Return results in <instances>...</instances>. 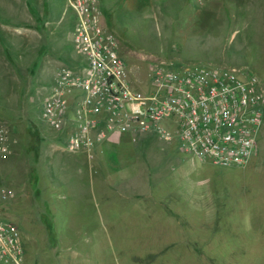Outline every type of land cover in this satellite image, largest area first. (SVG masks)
I'll return each instance as SVG.
<instances>
[{
	"label": "rangeland",
	"instance_id": "obj_1",
	"mask_svg": "<svg viewBox=\"0 0 264 264\" xmlns=\"http://www.w3.org/2000/svg\"><path fill=\"white\" fill-rule=\"evenodd\" d=\"M119 7L110 12L104 5L102 15L132 52L130 59L148 60L132 73L136 86H149L153 64L160 62L174 70L234 67L256 74L264 86V6L253 0H209L201 10L197 0L156 1L146 13ZM7 8L0 5L1 12ZM180 14H199L195 26L178 20ZM74 54L81 56L76 49ZM31 97L3 102L17 108L11 113L21 121L5 117L14 127L26 121L50 131L44 94ZM68 136L64 129L56 135ZM137 136V142L116 138L120 144L109 160L113 167L120 161V172L104 166L107 171L93 176L92 187H100L95 206L87 212L69 207L64 218L45 211L44 182L33 188L26 154L10 146L9 157L0 161V188L15 194L3 200L0 192V219L19 227L22 264H264V126L246 167L202 161L187 155L179 141L168 143L155 133ZM108 157L92 153L101 166Z\"/></svg>",
	"mask_w": 264,
	"mask_h": 264
},
{
	"label": "built area",
	"instance_id": "obj_2",
	"mask_svg": "<svg viewBox=\"0 0 264 264\" xmlns=\"http://www.w3.org/2000/svg\"><path fill=\"white\" fill-rule=\"evenodd\" d=\"M97 0H67L77 17L75 49L86 59L83 73L63 69L43 120L55 131L72 124L66 149L87 153L112 138L155 133L168 143L219 167H246L257 154L264 126V86L254 73L223 67L155 66L150 85L138 87L118 51V39L104 27ZM209 0H197L203 9ZM77 95L71 115L70 97ZM11 128L0 123V160L11 152ZM3 200L14 197L0 188ZM24 247L19 227L0 219V264H22Z\"/></svg>",
	"mask_w": 264,
	"mask_h": 264
},
{
	"label": "crops",
	"instance_id": "obj_3",
	"mask_svg": "<svg viewBox=\"0 0 264 264\" xmlns=\"http://www.w3.org/2000/svg\"><path fill=\"white\" fill-rule=\"evenodd\" d=\"M3 1V2H1ZM156 1L168 4L170 1L176 4H185L186 0H97V4L103 13L104 5L110 12L119 6L125 10L139 11L146 13ZM259 4L263 10L264 0H253ZM0 5H7L5 12L0 11V123H6L11 128L9 138L10 146L18 148L21 156L28 163L29 174L36 182L33 188L37 189L38 182H44L43 204L45 211L50 214L60 212L63 218L72 211L87 212L90 207L95 206L97 193L92 187L93 176H101L104 166H108L112 172H120L122 167L119 164L113 167L110 154L117 151L119 144L117 139H111L97 145L94 151L97 155H107L108 161L105 165L95 164L94 158H88L85 153L72 154L63 146V139H58L61 131H55L51 127L50 131L43 132L35 125L20 124L14 127L5 115L16 117L21 121V115L14 112V106L5 104L7 101L29 100L44 94V102L51 97L53 88L56 85L58 73L63 69H71L77 73H83L87 65L86 59L81 55L74 54V28L77 22L76 14L68 7L67 0H0ZM153 8V7H152ZM199 14L179 16L178 20L185 19L187 24H191L198 19ZM177 20V19H176ZM104 27L108 31L105 20ZM193 26V24H191ZM118 51L122 58L129 59L132 73L141 62L147 59L132 60V52L118 41ZM167 64L164 62L153 64L158 66ZM150 74V73H149ZM131 79L138 82L134 75ZM79 97H70L71 115L74 113ZM3 114V115H2ZM6 118V119H3ZM72 124L64 127L68 135L72 131ZM57 132L58 134L54 133ZM65 136V133L62 134ZM127 139L123 140L125 143ZM67 145V143H66ZM1 161V160H0ZM98 162H101L100 159ZM6 164L3 166L5 168ZM120 166V170L117 167ZM25 173V171H23ZM101 172V173H99ZM58 182V184H57ZM55 188L56 192L51 189ZM59 191V192H58ZM95 191V192H94ZM39 193L35 191V195ZM41 194V193H40ZM107 195V193H106ZM51 221H55L54 217ZM50 218V219H51ZM73 218L69 217L71 221Z\"/></svg>",
	"mask_w": 264,
	"mask_h": 264
}]
</instances>
